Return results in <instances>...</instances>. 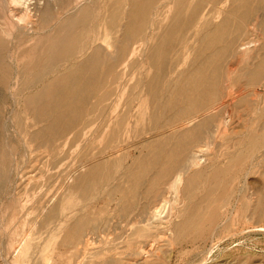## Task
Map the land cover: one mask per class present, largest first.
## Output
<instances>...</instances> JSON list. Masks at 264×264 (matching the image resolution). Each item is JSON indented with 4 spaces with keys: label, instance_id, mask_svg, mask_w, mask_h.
Wrapping results in <instances>:
<instances>
[{
    "label": "rangeland",
    "instance_id": "1",
    "mask_svg": "<svg viewBox=\"0 0 264 264\" xmlns=\"http://www.w3.org/2000/svg\"><path fill=\"white\" fill-rule=\"evenodd\" d=\"M16 1L0 0V264H22L27 234L35 264L59 224L51 264H264V0ZM160 192L167 216L140 222ZM79 219L88 243L68 244Z\"/></svg>",
    "mask_w": 264,
    "mask_h": 264
},
{
    "label": "bare ground",
    "instance_id": "2",
    "mask_svg": "<svg viewBox=\"0 0 264 264\" xmlns=\"http://www.w3.org/2000/svg\"><path fill=\"white\" fill-rule=\"evenodd\" d=\"M9 1H11V0H9ZM17 1H19V0H17ZM16 1V2H17ZM64 1H67V0H64ZM76 1V0H75ZM205 1V0H204ZM225 1V0H224ZM228 1V0H227ZM233 1V0H232ZM63 2V1H62ZM206 2H207V0H206ZM212 2V1H211ZM211 2H210V5H211ZM40 3V2H39ZM209 3V2H208ZM51 4V3H50ZM64 4V3H63ZM218 4V3H217ZM25 5V4H24ZM44 5V4H43ZM69 5V4H68ZM206 5V4H205ZM64 6V5H63ZM66 6V5H65ZM234 6H235V4H234ZM236 6H238L237 4H236ZM210 7V6H209ZM23 8V7H22ZM44 8V7H43ZM230 9H231V7H230ZM229 9V10H230ZM210 10H211V7H210ZM215 10H216V8H215ZM228 10V9H227ZM231 11H233V9H231ZM47 12H49V6H47V7H45L44 8V10H43V16L45 17V19H46V16L48 15L47 14ZM225 12V11H224ZM228 12V11H227ZM244 12H245V10H244ZM247 12V11H246ZM226 13V12H225ZM22 14V13H21ZM228 14H230V12L228 13ZM243 14V13H242ZM11 15H13V13L11 14ZM27 15V14H26ZM244 15H245V13H244ZM18 16V15H17ZM243 16V15H242ZM244 17V16H243ZM207 18L208 17H205V19L204 20H207ZM228 19H229V17H228ZM241 19H243V18H241ZM14 20V19H13ZM243 21V20H242ZM241 21V22H242ZM19 22V21H18ZM239 22V21H238ZM240 22V23H241ZM222 23H224V22H222ZM17 24V23H16ZM242 24V23H241ZM242 25H240V27H241ZM51 27V26H50ZM238 27H239V25H238ZM28 28H29V26H28ZM36 28V27H35ZM29 32V31H28ZM107 35L106 34H104L103 36H102V39L104 40L105 39V37H106ZM94 50H96V51H93L94 53H96L98 50H97V48L96 49H94ZM46 68H47V65H46ZM43 69V68H42ZM45 69V68H44ZM43 69V70H44ZM40 71V70H39ZM42 71V70H41ZM192 79H193V77H192ZM194 80V79H193ZM211 84V83H210ZM208 109V108H207ZM205 110H206V108H205ZM207 111V110H206ZM191 118V117H190ZM192 119V118H191ZM5 121V120H4ZM191 123V122H190ZM5 127V126H4ZM201 128V124L200 123H196L195 125H193L192 126V129L193 130H196V131H199V129ZM6 130V129H5ZM206 144V143H205ZM206 150V149H205ZM203 155V150L202 149H198V150H196L195 152H192L191 153V155H189V157H188V166H195V167H199L200 166V164L202 163V162H204V161H202V158H201V156ZM109 156V155H108ZM152 161V160H151ZM180 165V162H175V161H173V162H170V165H169V168H171V167H173L174 165ZM203 164V163H202ZM183 165H185V164H183ZM206 165V164H205ZM204 165V166H205ZM186 166V165H185ZM202 166V165H201ZM148 168V167H147ZM186 168V167H185ZM145 169V168H144ZM149 169V168H148ZM187 169V168H186ZM191 169V168H190ZM197 169V168H196ZM183 171H186V170H183ZM146 173V172H145ZM183 173H185V172H183ZM71 174V173H70ZM136 174V173H135ZM127 175V174H126ZM133 175V174H132ZM156 175V174H155ZM72 176V175H71ZM128 176V175H127ZM154 176V175H153ZM175 176V179H174V181L173 182H171L172 184H171V190L176 194L177 192H178V189H179V186H180V184L183 182V174L180 172V170H179V173H177L176 175H174ZM130 177V176H129ZM71 179V178H70ZM132 179V178H131ZM156 179V178H155ZM173 179V178H172ZM134 182H131V188L132 189H135V186H137V183H138V181H140V176H136V177H134ZM125 182V179H122L121 180V182H119L117 185H115V187H114V189H117V188H119V187H121V185L123 184ZM139 184V183H138ZM59 190V189H58ZM67 190V189H66ZM180 190V189H179ZM170 191V190H169ZM70 192V191H69ZM68 192V193H69ZM67 194V193H66ZM169 194V193H168ZM69 195V194H68ZM167 195V194H166ZM172 196V195H171ZM158 197V199H159V203L157 204V205H155V206H153V208H150L151 209V211H147L146 213L147 214H149V215H147V217H144V218H142L141 220H140V222H145V224H150L151 225V222L153 221H162V219L165 217V216H167V215H165V209H166V207H167V204H169L170 206H171V203H170V199L169 198H167V196H165L164 195V192H160V194L157 196ZM70 199V198H69ZM157 199V198H156ZM175 199V198H174ZM176 200V199H175ZM172 201V200H171ZM178 201H180L179 199H178ZM177 202V201H176ZM180 203V202H179ZM172 204H174V203H172ZM71 205H73V204H71ZM74 206V205H73ZM180 206V205H179ZM72 207V206H71ZM65 208H68L67 206L66 207H63V210L65 209ZM176 208V207H175ZM46 210V209H45ZM168 210V209H167ZM176 210V209H175ZM67 211H68V209H67ZM173 211V210H172ZM232 211V210H231ZM176 212H177V210H176ZM178 213H180V212H178ZM83 217V216H82ZM46 219V218H45ZM44 219V220H45ZM140 219V218H139ZM167 219V218H166ZM227 219V218H226ZM225 219V220H226ZM138 222V221H137ZM140 222H139V224H140ZM169 222H171V220L170 221H167V220H165L164 221V225H165V223H167L166 225H168L169 224ZM31 223H32V225L35 227L37 224H39L38 223V221L37 220H35V221H31ZM163 222H161V224H162ZM172 223V222H171ZM42 224H44L45 225V227L47 226V225H49L50 223H49V220H48V218H47V220L46 221H43V222H41L40 223V225H42ZM138 224V223H137ZM144 224V225H145ZM153 224V223H152ZM72 225H74V228H75V232H74V235L72 236V237H74L73 238V240H71V241H68L69 243L68 244H74V245H79L80 243H83L84 245H87V243H88V240H84V237H85V235H86V230L88 229V225L85 223V222H83L82 220H76V221H74V223L72 224ZM71 225V226H72ZM93 225V224H92ZM155 225V224H154ZM95 226V225H94ZM160 226V225H159ZM162 226H163V224H162ZM161 226V227H162ZM30 227V226H29ZM92 227V226H91ZM137 227H138V225H137ZM142 227H143V225H142ZM147 228H149L148 226H146ZM152 227H153V225H152ZM135 228V227H134ZM141 228V227H140ZM139 228V229H140ZM163 228V227H162ZM31 230L33 229L32 227L30 228ZM29 229V230H30ZM35 229V228H34ZM33 229V230H34ZM154 229V228H153ZM167 229L168 230H170V228H168V226H167ZM215 229V228H214ZM262 229H264V228H262ZM28 230V231H29ZM31 230H30V232H31ZM41 230V229H40ZM59 230H61V225L59 224V225H57L56 226V228H54V232H53V234L52 235H49V237H48V239L46 240V243L43 245V248H42V250L40 251V253H39V257H38V260L35 262V264H51L50 263V257H49V255H48V253L47 252H49L48 250L49 249H51V248H49L50 247V245H51V242L53 241V239L56 237V235L58 234L57 233V231H59ZM73 230V229H72ZM150 230V229H149ZM256 230V229H255ZM35 231H36V229H35ZM144 231V230H143ZM142 231V232H143ZM148 231V230H147ZM146 231V232H147ZM247 231V230H246ZM137 232V231H136ZM214 232V231H213ZM242 232H244V231H242ZM24 233V232H23ZM35 233V232H34ZM36 233H38V232H36ZM135 233V232H134ZM145 233V232H144ZM143 233V235H145ZM150 233V232H149ZM148 233V234H149ZM72 234V233H71ZM167 234V233H166ZM31 235V234H30ZM24 236V235H23ZM32 236V235H31ZM160 236V235H159ZM158 235H157V237H159ZM72 237H70V238H72ZM161 237H162V235H161ZM164 237V236H163ZM158 238L157 240H153V241H151V243H149V248H147L146 250H145V252H147V250H150V248L151 247H153L154 245H155V243H157V242H161L162 240H165L166 241V239H168V238H166V239H164V238ZM155 238H156V234H155ZM154 238V239H155ZM87 239V238H86ZM219 240V239H218ZM67 242V241H66ZM164 242V241H163ZM169 243V242H168ZM34 242L32 241V239H30V237L28 236V234L27 235H25L22 239H21V241L19 242V245L18 246H16L17 248V250H15L14 252V256H13V261L15 262V263H19V262H21L22 264H32V262L34 261L33 260V257L34 256H32V255H34L33 254V250H32V247L34 248L35 246H34ZM161 244V243H160ZM36 245V244H35ZM163 245H165V244H163ZM85 247V246H84ZM159 247V246H158ZM78 249V248H77ZM141 250H142V248H141ZM149 252V251H148ZM80 253V252H79ZM75 254H78L77 252H75ZM74 254V255H75ZM77 256V255H76ZM78 258H80L79 256H78ZM78 260V259H77ZM80 260V259H79ZM74 261V260H73ZM76 261V260H75ZM133 262V261H132ZM79 263H80V261H79ZM136 263V262H135ZM2 264V263H1ZM70 264H72L71 262H70ZM73 264H75V263H73ZM77 264V263H76ZM81 264V263H80Z\"/></svg>",
    "mask_w": 264,
    "mask_h": 264
}]
</instances>
